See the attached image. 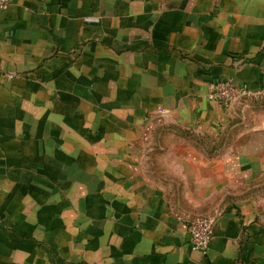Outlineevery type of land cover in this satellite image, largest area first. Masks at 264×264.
Wrapping results in <instances>:
<instances>
[{
	"label": "crops",
	"instance_id": "0c3cea01",
	"mask_svg": "<svg viewBox=\"0 0 264 264\" xmlns=\"http://www.w3.org/2000/svg\"><path fill=\"white\" fill-rule=\"evenodd\" d=\"M227 81L264 93V0H10L0 264H264V119Z\"/></svg>",
	"mask_w": 264,
	"mask_h": 264
},
{
	"label": "built area",
	"instance_id": "2783aa9c",
	"mask_svg": "<svg viewBox=\"0 0 264 264\" xmlns=\"http://www.w3.org/2000/svg\"><path fill=\"white\" fill-rule=\"evenodd\" d=\"M10 0H0V9H6ZM264 93L254 92L245 87H237L231 82L211 85L209 97L217 102L231 104L238 99L260 98ZM161 113V112H160ZM214 220L212 218H195L188 226L191 248L194 251L205 252L213 238Z\"/></svg>",
	"mask_w": 264,
	"mask_h": 264
},
{
	"label": "rangeland",
	"instance_id": "374dc122",
	"mask_svg": "<svg viewBox=\"0 0 264 264\" xmlns=\"http://www.w3.org/2000/svg\"><path fill=\"white\" fill-rule=\"evenodd\" d=\"M238 111L241 112L242 116L248 120V123H255L259 119H264V97L252 98L246 101H242L237 106ZM242 122L245 121L242 118ZM246 122V121H245Z\"/></svg>",
	"mask_w": 264,
	"mask_h": 264
}]
</instances>
